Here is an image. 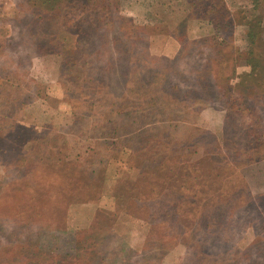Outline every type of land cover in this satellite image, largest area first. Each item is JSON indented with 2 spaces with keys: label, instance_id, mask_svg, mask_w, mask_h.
Instances as JSON below:
<instances>
[{
  "label": "rangeland",
  "instance_id": "rangeland-1",
  "mask_svg": "<svg viewBox=\"0 0 264 264\" xmlns=\"http://www.w3.org/2000/svg\"><path fill=\"white\" fill-rule=\"evenodd\" d=\"M35 1L0 0V264H264V77L236 53H264V0H225L219 29L189 0L100 27L79 6L49 52ZM222 162L211 218L195 184Z\"/></svg>",
  "mask_w": 264,
  "mask_h": 264
},
{
  "label": "trees",
  "instance_id": "trees-1",
  "mask_svg": "<svg viewBox=\"0 0 264 264\" xmlns=\"http://www.w3.org/2000/svg\"><path fill=\"white\" fill-rule=\"evenodd\" d=\"M123 0H36L35 3L38 4L39 7L48 9L49 13L44 17V19H41L39 26H37V29H43L44 32L40 36L42 39L39 42V45L44 49V51H51V50H58V39L57 36H55V32L61 28V23L64 21L66 13H69L68 10L72 8L79 7L84 9V11H92L91 16L94 20L95 24H99L98 27H100L101 24H103L104 21L110 20L111 23L115 19L113 16L116 15L119 17L118 12H120V5L122 4ZM191 5L193 6V11L196 13L199 17H209L214 19V21L217 23L216 26L219 29V27L222 24H226L225 15H228L227 13V4L225 3V0H189ZM81 14H84L82 12ZM111 14V15H109ZM233 17V20L236 22L238 20H241L240 22L246 21V37L247 42L250 46V53L256 52L255 50L257 47H261L263 37H262V30L260 21L257 23L250 22L248 26V16H246L242 11H239L237 14L230 13ZM67 16V15H66ZM117 16H115L117 18ZM117 20V19H115ZM36 23V21H34ZM221 24V25H220ZM244 25V24H243ZM34 30V29H33ZM108 31V28L105 29V33ZM105 37V35H104ZM241 58L246 59L247 65L250 64L255 70L260 69L262 71V77H264V53L263 50L258 51L256 56L249 57L248 59V50L244 53L242 51L236 52ZM72 62V61H70ZM77 63V59L74 62V64ZM257 74H254V76ZM258 79V75L256 78V81ZM255 82V81H254ZM260 88H264L263 85L260 86ZM264 90V89H263ZM264 93V92H263ZM168 140V137L167 139ZM152 145H157L159 147H163L161 142L153 138L151 140ZM186 145H190V141L185 142ZM163 155V157L160 160H165L168 162H173L177 158V155L173 152H166L165 154L158 153ZM160 156V157H161ZM181 156V155H180ZM177 167V166H175ZM169 168V167H168ZM234 168V165L229 163H220L216 165V170L212 172L213 176H215V180L206 181L205 183H196L195 188L196 191H194L195 196H202L200 194H206L207 193V199L206 204L204 203V208L206 210V213L210 215L212 218L214 216V213H217L220 211L219 207L221 202H225L228 205H231L233 203V197L231 193H229V187L228 183L218 186V183L223 181V177H226V173L232 172ZM142 172L146 171V168L141 170ZM174 169L172 170V172ZM170 172V171H169ZM227 178V177H226ZM209 180V179H208ZM241 185V184H238ZM158 188L162 189L163 186H159ZM219 188L221 189V192L218 193ZM183 189L179 187V190ZM225 194V195H224ZM165 196V194H162ZM205 196V195H204ZM262 197H264V191L261 194ZM199 198V197H198ZM197 198V199H198ZM225 200V201H224ZM199 201V200H198ZM197 208L200 206L199 202ZM193 202V201H192ZM195 204V205H196ZM222 210V209H221ZM212 220V219H211ZM213 222V221H212ZM199 260V254H197L193 258V264H197V261ZM222 264V263H220Z\"/></svg>",
  "mask_w": 264,
  "mask_h": 264
}]
</instances>
